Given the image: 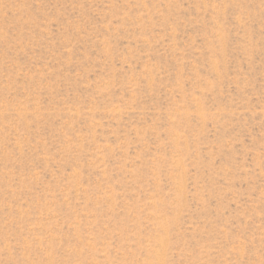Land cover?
<instances>
[{
	"label": "rangeland",
	"instance_id": "1",
	"mask_svg": "<svg viewBox=\"0 0 264 264\" xmlns=\"http://www.w3.org/2000/svg\"><path fill=\"white\" fill-rule=\"evenodd\" d=\"M0 264H264V0H0Z\"/></svg>",
	"mask_w": 264,
	"mask_h": 264
}]
</instances>
